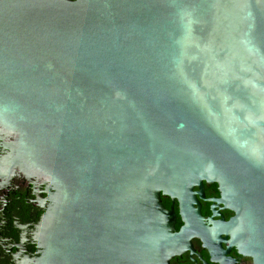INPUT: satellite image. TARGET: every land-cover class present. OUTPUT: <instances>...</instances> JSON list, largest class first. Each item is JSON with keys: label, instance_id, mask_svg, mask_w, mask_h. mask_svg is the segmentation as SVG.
<instances>
[{"label": "water", "instance_id": "1", "mask_svg": "<svg viewBox=\"0 0 264 264\" xmlns=\"http://www.w3.org/2000/svg\"><path fill=\"white\" fill-rule=\"evenodd\" d=\"M0 126L58 191L40 264H170L205 183L264 264V0H0Z\"/></svg>", "mask_w": 264, "mask_h": 264}, {"label": "flooded vegetation", "instance_id": "2", "mask_svg": "<svg viewBox=\"0 0 264 264\" xmlns=\"http://www.w3.org/2000/svg\"><path fill=\"white\" fill-rule=\"evenodd\" d=\"M199 192L198 188L194 193ZM204 198H197L204 225L211 235L190 238L189 249L170 264H255L244 254L233 235L223 228L236 213L218 204L217 184H204ZM58 191L45 174L28 168L18 156V136L0 126V264H40L44 253L45 220L55 206ZM167 210L174 207L176 233L184 223L179 203L163 197ZM170 204V206H169ZM217 215L214 217V215Z\"/></svg>", "mask_w": 264, "mask_h": 264}, {"label": "trees", "instance_id": "3", "mask_svg": "<svg viewBox=\"0 0 264 264\" xmlns=\"http://www.w3.org/2000/svg\"><path fill=\"white\" fill-rule=\"evenodd\" d=\"M163 199V201H164V198H162ZM169 206H170V204H169Z\"/></svg>", "mask_w": 264, "mask_h": 264}]
</instances>
